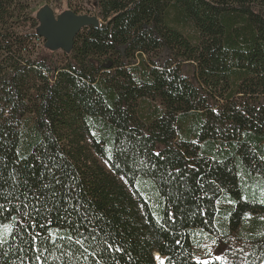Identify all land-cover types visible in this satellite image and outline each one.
I'll list each match as a JSON object with an SVG mask.
<instances>
[{"label":"trees","instance_id":"obj_1","mask_svg":"<svg viewBox=\"0 0 264 264\" xmlns=\"http://www.w3.org/2000/svg\"><path fill=\"white\" fill-rule=\"evenodd\" d=\"M36 1L0 0L6 172L19 151L38 184L41 145L57 153L62 179L76 178L123 245L120 264H223L200 253L225 236L243 245L227 264H264V0H94L100 26L83 29L62 64L41 49ZM141 161L183 174L187 186L171 190L185 199L170 204ZM168 211L175 223L158 224Z\"/></svg>","mask_w":264,"mask_h":264},{"label":"snow or ice","instance_id":"obj_2","mask_svg":"<svg viewBox=\"0 0 264 264\" xmlns=\"http://www.w3.org/2000/svg\"><path fill=\"white\" fill-rule=\"evenodd\" d=\"M3 143L0 139V148ZM15 155L12 169L6 172L8 166L0 154V264L7 259L9 252L22 255L8 264H17V260L19 264H49V256L53 259L67 256V264H79L81 259L86 262L91 260V264H102L106 255L112 264H120L115 253L125 251L123 245L112 236L104 223V217L96 213L94 205L82 199L76 178L71 177L75 183H66L62 179L67 174V164L57 158L58 154L49 151L47 145H41L38 155L34 157L41 162L38 184L32 179L35 176L32 171L34 165L21 163L27 161L28 157L19 151ZM155 155L161 154L157 152ZM261 161H264V156ZM141 165L149 169L148 175L158 178L161 185L169 189L164 194L170 204L185 199L184 193L171 190L173 185L177 189L181 184L187 186L183 174L160 172L158 168L154 173L151 169L155 165H146L144 161H141ZM261 170H264V163L257 169ZM179 172L177 169L176 173ZM216 203L219 204L220 201L217 200ZM227 203L234 202L228 200ZM259 203L264 205V196L259 199ZM160 205L161 201L157 200L156 206ZM245 218L250 219L247 216ZM162 220L165 223H175L174 213L168 211L166 220L163 216H157L158 224ZM50 225L55 227H49ZM37 228L45 231H37ZM176 243L179 244L180 241L177 240ZM212 244L215 245L216 241L213 240ZM29 252L32 253L31 256L28 255ZM55 252H59L60 256H55ZM44 253L48 255L45 256ZM157 259L159 264H171L159 257ZM216 259L224 261V257L219 255ZM197 264H209V261L198 259Z\"/></svg>","mask_w":264,"mask_h":264},{"label":"water","instance_id":"obj_3","mask_svg":"<svg viewBox=\"0 0 264 264\" xmlns=\"http://www.w3.org/2000/svg\"><path fill=\"white\" fill-rule=\"evenodd\" d=\"M35 18L38 23L36 34L44 41L45 49L64 54L72 51L74 41L83 29L100 26V21L95 16L77 15L71 11L56 15L48 5L42 7Z\"/></svg>","mask_w":264,"mask_h":264},{"label":"rangeland","instance_id":"obj_4","mask_svg":"<svg viewBox=\"0 0 264 264\" xmlns=\"http://www.w3.org/2000/svg\"><path fill=\"white\" fill-rule=\"evenodd\" d=\"M50 6L56 15H59L65 11L74 12L77 15H89V16H96V6L94 0H59L54 2L53 0H37L34 2L30 8V12L36 16V13L44 6ZM44 47V41L41 45V49ZM45 48V47H44ZM40 53V49H36L33 55H37ZM63 53L58 51L53 55L54 62L59 64L63 63ZM193 69L190 65L184 66L183 74L188 76L191 80L193 79ZM239 237H223L216 241V244L213 245L212 243H207L203 250L200 253L201 256L208 255V259L211 258L216 259V256L219 255L224 257V261H221L223 264H227L228 260L226 258V252L230 251L234 253L236 250L239 251V248H242L243 245L241 241L238 239ZM227 242L228 244L224 245L222 241ZM229 245V246H228ZM211 252V254H209ZM217 260V259H216Z\"/></svg>","mask_w":264,"mask_h":264}]
</instances>
